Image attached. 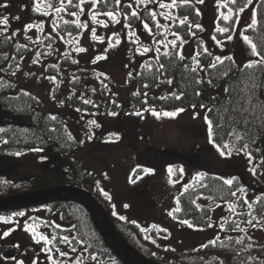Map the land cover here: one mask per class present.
Segmentation results:
<instances>
[{
    "label": "trees",
    "instance_id": "obj_1",
    "mask_svg": "<svg viewBox=\"0 0 264 264\" xmlns=\"http://www.w3.org/2000/svg\"><path fill=\"white\" fill-rule=\"evenodd\" d=\"M47 2L48 0H45V5ZM245 2L246 0H237L236 4H232L231 0H225L220 5L216 30L212 37H208L201 27V19L196 14L195 6L190 3L183 4L181 0H176V4L168 8L169 14H162V11L156 13L155 20L149 15L154 12L152 7H148V3H137L136 0L134 5L124 3L123 0H120L119 4L116 0H97L95 6H92L91 0H85L84 4H81L80 0H72V5L68 4V0H63L64 10L59 14H63L64 18H57L52 25L57 35L70 46L73 39L85 31L88 22L81 20L80 23H75L68 19L78 20L83 15L87 19L84 10L90 6L91 17L93 14L108 17L104 13L112 11L115 19L123 18L127 26L131 24V28L147 23V31L153 36L156 53L152 59L143 61L135 78L129 79L125 85L118 86L124 90L129 89L132 82L136 83L134 92L122 98L124 103H129L133 114L153 110L159 113L172 112L178 108L207 106L206 117L208 125L209 122L211 125V144L224 153L231 151L250 154L255 174L260 175L264 170V63H260L264 61V0L257 3L256 24L243 30L251 44L256 46L259 53L256 56L260 61L251 63V67H247L250 63L239 67L228 55L221 58L214 67H207L206 79L209 89L217 90L225 85V97L208 93L203 97L205 88L198 72L199 67L208 66L212 60L208 51V40L217 43L229 40L228 36L234 34L238 20V8ZM52 3L60 6L61 0H52ZM129 5L131 7H128ZM229 9L232 11L229 12ZM46 10L57 13L55 8ZM132 11H136L140 19L132 17ZM221 13L230 15L231 18L225 21ZM185 16L188 17L187 21L181 23ZM196 24L200 27H195ZM217 27H227L229 31L221 33L217 31ZM192 36L196 37L195 55L193 58L181 59L179 53L182 44ZM52 42L54 39L47 37L43 39L42 44L55 52L60 59L57 67L47 66L46 71L48 75L62 81L65 74L57 71L70 68L73 65L72 56L67 52L58 53L48 47ZM30 53V46L16 43L8 34L0 31V110L12 115L0 117V160L30 152H41L42 160L45 164L52 165L55 171L27 178L18 176L14 179H7L0 173V199L53 188H77L91 194L110 217L118 235L137 254L151 263L264 264V194L248 201L246 197L250 190L237 177L232 185H227L225 180L216 175L201 173L176 198L171 215L173 221L181 223L187 220L193 225L190 227L193 230L211 229L215 224L217 209L228 207V212L219 225L223 236L216 237L211 243L206 242L196 249L177 251L161 246V243L168 239L166 232L157 228L144 230L133 222L117 219L112 213L108 197L97 189L96 175L85 169L82 162L74 157L80 144L68 132L64 120L42 111L37 98L18 89L13 82L5 78L8 73L12 74L14 70L21 69L22 64H28L25 59ZM49 54L44 55L40 51L41 57L47 58ZM34 63L32 60L31 64ZM81 75V71L76 73L77 77ZM161 77L165 81H171L174 93H162L160 97L152 96L161 85ZM70 86L73 95L85 94L86 88H83L77 79ZM71 96L67 100L69 106L79 111H98L81 99ZM176 96H180V99H176ZM225 145L227 147H224ZM246 156L249 158V155ZM4 162L0 161V165ZM141 172L142 169L137 168L133 177H137ZM171 173L174 174V181L181 177L178 166L173 167ZM41 210L47 212L46 216L27 219L25 227L33 231L35 238H38L39 234L45 238L42 241L48 257H52L51 264H120L105 247L82 207L61 203L22 213ZM16 214H2L0 218L3 217L8 222L11 216H20ZM56 220L60 225H57Z\"/></svg>",
    "mask_w": 264,
    "mask_h": 264
},
{
    "label": "rangeland",
    "instance_id": "obj_2",
    "mask_svg": "<svg viewBox=\"0 0 264 264\" xmlns=\"http://www.w3.org/2000/svg\"><path fill=\"white\" fill-rule=\"evenodd\" d=\"M224 1L220 0V5ZM259 1L252 0L243 12H239L231 40L223 43L208 40V51L212 60L208 66L198 68L205 88L203 97L207 93L212 96H226L225 85L211 91L206 79V69L218 62L216 57L224 58L229 55L239 67L260 61L259 57L252 55L250 45L241 37V32L249 28L253 11H256ZM123 2L134 5L135 0ZM161 2L171 4L172 0H154L148 3V7H152L155 13L162 11V14H169L168 8L159 6ZM189 3L195 6L196 11L199 9L201 27L208 37H212L220 10L217 0H204L202 4L189 0ZM35 7L36 0H0V16L2 19L8 18L6 25L1 24L0 31L8 34L14 42L31 48V53L25 59L28 64H22L21 69L14 70L12 74L8 73L5 78L18 89L37 98L42 111L64 120L68 132L80 144L74 157L82 162L85 169L96 175L97 189L104 195L107 193L113 215L117 219L133 222L144 230L157 228L166 232L168 239L161 246L177 251L196 249L216 237L223 236L219 225L223 222L228 207L217 209L215 224L211 229L193 230L185 224L173 221L171 215L176 198L197 176L208 172L223 180L239 178L250 190L246 199L253 201L255 197L264 194V170L260 175H254L250 170L253 169V163L246 155L231 151L221 155L222 151L211 144L209 125L205 120L208 107L205 105L188 107L174 118L161 115L158 119L152 111L139 115L130 111L129 103H124L122 98L134 92L136 83L132 82L130 88L124 90L118 86L135 78L143 61L152 59L156 53L153 36L143 25L131 28L125 24L123 18L113 20L106 16H96V21H103V24L95 22L90 16V6L85 10L83 8L87 19L84 15L78 20L67 18L75 23H80L81 20L88 22L85 31L67 46L52 25L57 18L63 19V14L47 11L45 16L43 10L36 11ZM41 7L44 9L45 6ZM29 24L33 27L25 30V26ZM92 29H95L99 39H93ZM47 37L54 39L48 47L72 56L73 65L57 71L65 74L62 81L47 74V66L57 67L60 59L55 52L42 44ZM195 39L192 36L190 40L183 42L180 56L194 57ZM36 43L39 44L36 46ZM78 48H84L85 51L79 52ZM145 48L148 49L147 52L144 51ZM40 51L44 55L50 51L51 53L46 58L41 57ZM98 57L104 58L97 59ZM32 60L35 62L33 65ZM79 71L82 75L77 77L76 73ZM76 79L86 88L85 94H81L82 97L73 95L71 90L70 85ZM162 93L171 95L174 89L161 77V85L151 95L160 97ZM70 96L83 102L90 101L84 103L98 111H78L68 105ZM2 116L12 115L0 110V117ZM92 121L95 123H90ZM0 161H5L0 165V173L7 179L18 176L34 177L55 171L52 165L45 164L42 160L41 152H30ZM175 166L181 172L178 181H174V174L169 171V168ZM137 168H141L143 172L133 177ZM146 169L150 171H145ZM46 214L45 210L29 211L23 216H11L8 222L3 217L0 218V253L5 251L13 236H16V241L20 239L21 248L20 256L15 261L51 264L41 239L42 234L35 238L33 231L25 227L27 219L43 217ZM55 222L60 225L59 221ZM5 232L8 234L4 235Z\"/></svg>",
    "mask_w": 264,
    "mask_h": 264
},
{
    "label": "water",
    "instance_id": "obj_3",
    "mask_svg": "<svg viewBox=\"0 0 264 264\" xmlns=\"http://www.w3.org/2000/svg\"><path fill=\"white\" fill-rule=\"evenodd\" d=\"M75 204L88 214L105 247L120 264H154L137 254L116 232L111 219L96 200L77 188H53L0 199V215L13 214L54 204ZM17 255L15 249H6L0 254L4 262Z\"/></svg>",
    "mask_w": 264,
    "mask_h": 264
},
{
    "label": "snow or ice",
    "instance_id": "obj_4",
    "mask_svg": "<svg viewBox=\"0 0 264 264\" xmlns=\"http://www.w3.org/2000/svg\"><path fill=\"white\" fill-rule=\"evenodd\" d=\"M136 2H137V3H151V2H154V0H136ZM196 2L202 4V3H204V0H196ZM80 3H81V4H84V3H85V0H80ZM96 3H97V0H91V4H92V6H95ZM116 3L119 4V3H120V0H116ZM181 3H183V4H187V3H189V0H181ZM231 3H232V4H236V3H237V0H231ZM251 3H252V0H246V2L244 3V5H243L242 7H239V8H238V12H243V11L245 10V8H246L249 4H251ZM68 4H69V5H72V0H68ZM174 4H176V0H172V3H171V4H165V3L161 2L159 6H160L161 8H170V7H172ZM217 4H218V6H220V0H217ZM41 5H45V0H36V7H35V10H36V11H42V10H43V14H44L45 16L48 14V13H47V10H46L47 8H55V11H56L57 13H59V12H61V11L64 10L63 0H61V4H60V6H56L54 3H52V0H48V2L46 3L44 9H42ZM76 7H79V5H76ZM128 7H131V5H129ZM81 11H83V9H81ZM231 11H232V10L229 9V12H231ZM72 14L75 15L76 13H72ZM104 14L107 15L108 17H110L111 19L115 20V16L113 15V12H112V11L105 12ZM196 14H197V15H200V11H199V9H197ZM149 15L151 16V19L155 20V18H156V13L151 12V13H149ZM131 16H132V17H135V18H137V19H140V17L138 16V14H137L136 11H132V12H131ZM221 17H222V19L225 20V21H228V20L231 18L230 15H225V14H223V13H221ZM17 19H18V18H17ZM126 19H127V17H126ZM187 19H188V17L185 16V17L183 18V20L181 21V23H184L185 21H187ZM92 20L95 21V22H98V23L103 24V21H96V14H93V15H92ZM7 23H8V18H7V17H4L2 20H0V24H5V25H6ZM66 23H68V22L66 21ZM255 24H256L255 11H253V14H252V22H251L250 25H248V27L251 28V27L254 26ZM106 26H107V25H105V27H106ZM143 26H144L145 29H148V24H147V23H144ZM194 26H195V27H198V28L200 27L199 24H196V25H194ZM32 27H33V25H31V24L26 25V26H25V30H27V29H29V28H32ZM38 27H39V26H38ZM128 27H131V24H129ZM40 30H42V27H40ZM217 31H218V32H221V33H224V32H228L229 29H228L227 27H217ZM92 34H93V39H99V37H97L96 34H95V29H92ZM130 35H134V33H130ZM241 37H242V39H243L246 43H248V44L250 45V47H251V51H252V55H253V56H255V55H259V53L257 52L256 46H255L254 44H251V41L249 40L248 36L244 35L243 32H241ZM213 38L215 39V37H213ZM228 39L231 40V39H232V36H228ZM118 42H119V41H117V43H118ZM172 43L175 44V41H173ZM77 51H79V52H83V51H85V49H84V48H78ZM144 51L147 52L148 49L145 48ZM102 58H104V57H98L97 59H102ZM180 58L183 59V56H180ZM215 59H216L217 61H221V58H220V57H216ZM228 59H231V57H228ZM253 63H255V62H253ZM260 63H264V61H260ZM251 66H252L251 63H250L249 65H247V67H251ZM161 67H163V66H161ZM209 67H214V65H209ZM193 71H195V69H193ZM197 82L199 83V81H197ZM169 83H171V81H169ZM146 86H147V85H146ZM197 95H199V93H197ZM176 99H180V96H176ZM84 102H85V103H90V101H88V100H85ZM194 107H195V106H194ZM201 107H203V105H201ZM78 111H79V109H78ZM183 111H184L183 108H178V109H176L175 111H172V112H163V113H159V112H156V111L153 110L152 114H153L154 116H156L158 119L160 118L161 115L166 116V117L174 118V117L177 115V113H179V112H183ZM113 115H114V113H113ZM137 115H139V113H137ZM53 119H55V117H53ZM205 120H206V122H208V121H207V117H205ZM90 123H95V122L92 121V122H90ZM209 125H210V122H209ZM96 126L99 127V125H96ZM210 126H211V125H210ZM210 137H211V133H210ZM69 138H71V137H69ZM210 142H211V139H210ZM217 147H218V146H217ZM224 147H227V145H225ZM245 147H247V146H245ZM36 150H39V149H36ZM224 154H225V153L221 152V155H224ZM246 155H249V160H250V162H251L250 154L246 153ZM250 170H251V171L253 172V174L255 175V169H250ZM145 171H150V170H147V169H146ZM169 171L171 172V168H169ZM235 179H236V178L233 177L232 179L225 180L224 183L227 184V185H232L233 180H235ZM240 190L242 191L243 189H240ZM105 195L107 196V193H105ZM232 195H235V193H232ZM126 207H127V206H126ZM176 211H179V209H176ZM170 214H171V213H170ZM16 215L23 216L24 213H22V212H21V213H17ZM181 223H183V224H187L189 227H193V225H192L189 221H187V220H185V221H181ZM249 223H250V222H249ZM209 226H211V225H209ZM7 234H8L7 232L4 233V235H7ZM41 239H45V238H44V237H41ZM45 242L47 243L48 241L46 240ZM210 243H211V241H210ZM61 255H65V253H61ZM48 259H49V260H52V257L49 256Z\"/></svg>",
    "mask_w": 264,
    "mask_h": 264
},
{
    "label": "flooded vegetation",
    "instance_id": "obj_5",
    "mask_svg": "<svg viewBox=\"0 0 264 264\" xmlns=\"http://www.w3.org/2000/svg\"><path fill=\"white\" fill-rule=\"evenodd\" d=\"M16 240H17L16 236H13L11 244L6 248V249H15L17 251L16 257L12 261H9V262H2L0 260V264H26V263H23L19 260L15 261V259L19 258V256H20V251H19L20 249L19 248H21L20 239L18 238V241H16Z\"/></svg>",
    "mask_w": 264,
    "mask_h": 264
}]
</instances>
